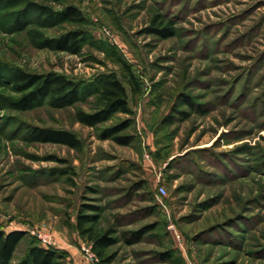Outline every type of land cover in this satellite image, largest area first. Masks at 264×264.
Returning <instances> with one entry per match:
<instances>
[{
	"label": "rangeland",
	"instance_id": "rangeland-1",
	"mask_svg": "<svg viewBox=\"0 0 264 264\" xmlns=\"http://www.w3.org/2000/svg\"><path fill=\"white\" fill-rule=\"evenodd\" d=\"M69 5L86 24L66 20ZM158 14L173 36L152 32ZM79 27V54L38 43ZM118 59L142 85L133 115L79 122L96 108L97 77L121 76ZM17 70L87 86L75 105L24 108ZM127 117L132 144L100 137ZM45 127L75 132L83 148L34 140ZM85 204L120 239L109 264H264V0H0V230L26 233L11 264H33L35 227L55 236L62 264H93L76 228Z\"/></svg>",
	"mask_w": 264,
	"mask_h": 264
},
{
	"label": "trees",
	"instance_id": "trees-1",
	"mask_svg": "<svg viewBox=\"0 0 264 264\" xmlns=\"http://www.w3.org/2000/svg\"><path fill=\"white\" fill-rule=\"evenodd\" d=\"M65 18L79 25L87 23V17L76 5H69L66 8ZM174 25L173 19L158 14L153 19L151 30L157 35L168 38L175 34ZM86 34V31L79 27L68 30L56 37H42L38 43L43 48L79 54L82 51ZM118 62L121 64V76L116 71H112L107 75L97 77L95 89L97 96L96 108L92 112L79 110L76 115L79 122L90 127H97L110 121L117 114L133 115V109L129 102L130 92L139 94L142 85L129 64L122 59H118ZM11 82L16 92L21 94L19 101L24 108H28L36 102L45 101L56 107L75 105L82 100V90L87 86L84 82L71 78L66 74L56 72L36 73L25 70L13 72ZM183 100L186 104L194 106L190 99L185 100L184 98ZM133 123V119L127 117L102 129L100 137L102 139L111 138L121 145H130L135 141L137 135L132 133ZM33 136L34 140L37 141L62 143L76 149L83 148L82 138L68 129L36 128ZM96 210H98V207L95 205H83L77 213L76 228L83 238L90 241L92 250L99 261L109 264L111 257L108 251L120 239L113 236L110 230L98 229L101 217ZM147 231L148 229L144 228L128 232V234L133 235L131 240L128 239V242L132 243L141 239ZM25 236V231L5 232L0 230V264H11L19 244ZM62 254L63 251L55 247L45 248L40 246L37 240L28 250V256L33 264H62L60 260ZM165 255L167 256L165 259L170 258L168 254Z\"/></svg>",
	"mask_w": 264,
	"mask_h": 264
},
{
	"label": "built area",
	"instance_id": "built-area-1",
	"mask_svg": "<svg viewBox=\"0 0 264 264\" xmlns=\"http://www.w3.org/2000/svg\"><path fill=\"white\" fill-rule=\"evenodd\" d=\"M166 193V186L162 183H159L157 187V195L161 197ZM170 227H174V225L172 224ZM31 232L38 239L39 245L42 247L49 248L56 244L55 236L41 227L32 228ZM82 250H84L86 257L90 262L93 264H99L100 261L95 252L92 250L91 244L82 246Z\"/></svg>",
	"mask_w": 264,
	"mask_h": 264
}]
</instances>
